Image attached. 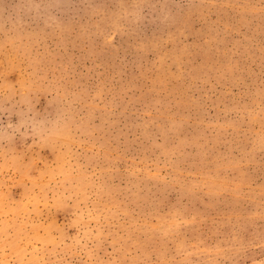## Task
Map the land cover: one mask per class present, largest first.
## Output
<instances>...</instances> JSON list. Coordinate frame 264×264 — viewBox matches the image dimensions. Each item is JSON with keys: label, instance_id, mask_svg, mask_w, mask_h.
I'll return each mask as SVG.
<instances>
[{"label": "rangeland", "instance_id": "1", "mask_svg": "<svg viewBox=\"0 0 264 264\" xmlns=\"http://www.w3.org/2000/svg\"><path fill=\"white\" fill-rule=\"evenodd\" d=\"M0 264H264V0H0Z\"/></svg>", "mask_w": 264, "mask_h": 264}]
</instances>
